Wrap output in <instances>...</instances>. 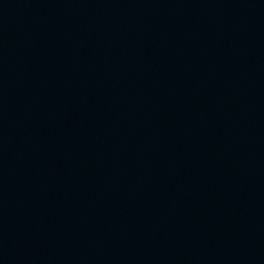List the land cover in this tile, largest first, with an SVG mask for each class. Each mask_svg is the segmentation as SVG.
<instances>
[{"label": "water", "instance_id": "water-1", "mask_svg": "<svg viewBox=\"0 0 264 264\" xmlns=\"http://www.w3.org/2000/svg\"><path fill=\"white\" fill-rule=\"evenodd\" d=\"M0 264H264V0H0Z\"/></svg>", "mask_w": 264, "mask_h": 264}]
</instances>
